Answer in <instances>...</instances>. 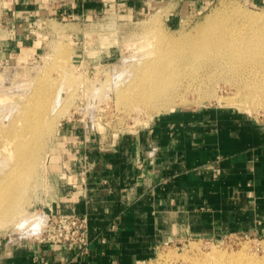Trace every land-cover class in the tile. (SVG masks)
Returning <instances> with one entry per match:
<instances>
[{"label":"crops","instance_id":"0c3cea01","mask_svg":"<svg viewBox=\"0 0 264 264\" xmlns=\"http://www.w3.org/2000/svg\"><path fill=\"white\" fill-rule=\"evenodd\" d=\"M155 1L178 17L215 0H13L9 10L23 22L88 19L145 11ZM86 131L77 122L63 125L64 146L48 166L45 212L86 215L89 253L0 241V264H146L159 248L192 239L264 238V126L250 116L206 107L159 115L117 138Z\"/></svg>","mask_w":264,"mask_h":264},{"label":"rangeland","instance_id":"374dc122","mask_svg":"<svg viewBox=\"0 0 264 264\" xmlns=\"http://www.w3.org/2000/svg\"><path fill=\"white\" fill-rule=\"evenodd\" d=\"M12 4L13 0H0V165L5 164L0 172L9 169L10 163V148H5L2 134L15 124L21 106L30 101L29 96L39 86L38 79L42 78L47 85L60 74L58 87H62L65 78L63 74L73 71L78 75L75 85L81 82V86L74 87L72 95L66 87L62 90L64 95L70 92L65 98L69 97L73 102L68 106L65 115L58 118L55 131L46 134L44 138L41 159L46 158V171L42 168L39 171L32 170L31 190L23 206L22 216L13 225L0 230V241L41 239L42 226L34 232L32 223L35 220H41V225L46 223L48 166L55 149L62 148L60 137L62 127L67 122H77L87 130L88 136L98 135L106 140L110 134L117 138L124 132L144 128L162 114L207 107L241 112L264 126V93H255L260 97V104H256L253 110L220 102L222 97L231 98L238 94L244 97L247 94V87L242 85L244 77L235 73L194 70L177 80V83L169 85L167 97L170 101L158 108L148 107L133 96L119 102L112 86L116 72L124 70L125 75L132 76L131 80L134 78V71L138 67L133 60L131 62L127 59L128 55L135 54L137 51L134 50L138 47L144 50L145 47L142 46H146L148 38L152 39L151 36L158 27L169 36L192 34L215 13L220 16L215 15L216 21L239 8L252 13H263L264 5L253 0H215L201 11L188 10L175 17L170 16L172 9H169L168 4L158 5V1H155L145 11H114L88 19L31 16L23 22L20 17L10 14L9 8ZM112 23L113 26L109 27ZM159 43L150 46V50L157 48ZM61 51L65 54H60ZM80 77L84 78L83 82ZM63 174L61 177L65 178ZM22 223H26V226L22 225L23 229L20 228L22 232L16 231L15 226L20 227L19 224ZM192 244H196L195 250H192ZM263 244L264 238L251 236H229L218 241L192 239L159 248L146 264H163L165 255L177 258V264H185L182 256L205 254L214 248L227 253L239 252L244 246L249 254L262 258Z\"/></svg>","mask_w":264,"mask_h":264},{"label":"bare ground","instance_id":"6f19581e","mask_svg":"<svg viewBox=\"0 0 264 264\" xmlns=\"http://www.w3.org/2000/svg\"><path fill=\"white\" fill-rule=\"evenodd\" d=\"M215 15L220 17L219 13L211 15L192 34L169 36L158 27L152 39L148 38L146 46H142L144 50L134 47L133 50L137 52L129 54L127 59L133 60L138 69L134 71L132 80V76L125 75L124 70L116 72L112 86L117 100L122 102L133 96L148 107H162L170 101L167 97L169 85L177 83V80L194 70L205 69L206 73L220 70L244 77L242 85L247 87V94L244 97L239 94L231 98L222 97L220 102L224 101L229 106L239 105L247 110H253L256 104H260V97L255 93H264V12L252 13L239 8L216 21ZM112 26L113 23L109 25ZM158 42L161 47L158 44L157 48L150 50V46ZM60 54L64 55L65 52L61 51ZM63 75L62 87H58L60 74L47 85L44 84L45 80L38 79L39 86L29 96L30 101L21 106L15 124L2 134L5 148H10V163L9 169L0 172V230L13 225L22 216L23 206L31 190L32 170L39 171L42 168L46 171V158L41 159L44 138L55 131L58 118L65 115L73 102L71 98H65L67 93L71 92L72 95L74 87L81 86V82L75 85L78 76L75 72L67 71ZM80 80L83 82L84 78L80 77ZM65 87L67 91L70 90L66 95L62 91ZM4 167L5 164H1L0 170ZM34 222V232L41 226L43 230L41 220L40 223ZM22 225L26 226V223L19 224L20 227L16 225V231L22 232ZM28 234L30 236L31 232ZM191 248L195 250L196 244H192ZM198 254L182 256V261L187 264H264V257L249 254L246 246L239 252L227 253L214 248L209 253ZM163 259V264H177V258L173 256L165 255Z\"/></svg>","mask_w":264,"mask_h":264},{"label":"built area","instance_id":"2783aa9c","mask_svg":"<svg viewBox=\"0 0 264 264\" xmlns=\"http://www.w3.org/2000/svg\"><path fill=\"white\" fill-rule=\"evenodd\" d=\"M46 216L40 242L70 245L78 248L83 255L89 253L93 240L86 215L49 213Z\"/></svg>","mask_w":264,"mask_h":264}]
</instances>
